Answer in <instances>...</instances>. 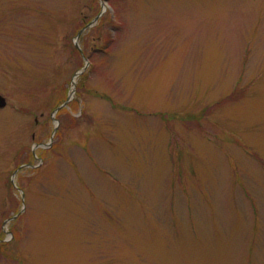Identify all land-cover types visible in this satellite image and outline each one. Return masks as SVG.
I'll use <instances>...</instances> for the list:
<instances>
[{"label":"rangeland","instance_id":"obj_1","mask_svg":"<svg viewBox=\"0 0 264 264\" xmlns=\"http://www.w3.org/2000/svg\"><path fill=\"white\" fill-rule=\"evenodd\" d=\"M0 94V264H264V0H0Z\"/></svg>","mask_w":264,"mask_h":264},{"label":"water","instance_id":"obj_2","mask_svg":"<svg viewBox=\"0 0 264 264\" xmlns=\"http://www.w3.org/2000/svg\"><path fill=\"white\" fill-rule=\"evenodd\" d=\"M91 25H92V23L86 25L83 29H81V30L79 31V33L77 34V36H76V38H75V45H76V47H78V45H77V43H76V40H77V38L79 37V35H80L81 33H83L84 30L87 29L88 27H90ZM5 105H6L5 98H4L3 96L0 95V108L4 107Z\"/></svg>","mask_w":264,"mask_h":264},{"label":"trees","instance_id":"obj_3","mask_svg":"<svg viewBox=\"0 0 264 264\" xmlns=\"http://www.w3.org/2000/svg\"><path fill=\"white\" fill-rule=\"evenodd\" d=\"M74 52H76L75 49H74ZM31 160H32V156L30 155L28 161L30 162ZM3 235H4V233L1 231L0 232V240L3 238ZM2 246H3V243L0 241V247H2Z\"/></svg>","mask_w":264,"mask_h":264}]
</instances>
